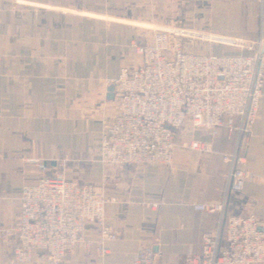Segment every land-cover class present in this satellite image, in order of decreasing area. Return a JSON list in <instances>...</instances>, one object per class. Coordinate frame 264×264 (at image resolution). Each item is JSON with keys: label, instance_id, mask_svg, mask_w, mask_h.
Here are the masks:
<instances>
[{"label": "crops", "instance_id": "1", "mask_svg": "<svg viewBox=\"0 0 264 264\" xmlns=\"http://www.w3.org/2000/svg\"><path fill=\"white\" fill-rule=\"evenodd\" d=\"M263 22L264 0H0V230L13 225L22 185L55 175L63 151L67 179L103 186L117 200L106 206L118 233L107 244L110 257L77 247L67 264H124L142 246H152L162 264H183L199 253L217 215L191 204L224 197L221 154L232 149V136L211 137V158L189 154L179 142L169 166L102 163L101 129L115 113L106 81L139 63L131 44L149 43L156 26L176 23L219 39L212 51L236 55L248 53ZM261 91L245 148L252 177L240 193L227 194L226 216L264 218V82ZM194 136L209 138L199 130ZM95 232L87 223V237ZM12 247L0 234V264H12Z\"/></svg>", "mask_w": 264, "mask_h": 264}, {"label": "built area", "instance_id": "2", "mask_svg": "<svg viewBox=\"0 0 264 264\" xmlns=\"http://www.w3.org/2000/svg\"><path fill=\"white\" fill-rule=\"evenodd\" d=\"M218 41L164 25L153 28L149 43L133 42L139 63L120 68L106 81L115 113L102 126L99 157L116 169L169 166L179 130L186 125V151L211 158V137L226 131L233 145L221 154L224 197L191 204L196 211L217 215V223L202 233L200 252L190 253L183 264H264V218L225 215L227 194L240 193L252 177L245 167V148L263 100L264 22L247 54H214L212 44ZM196 130L209 138H196ZM64 160L60 151L56 161L61 168L55 175L21 187L13 225L0 230L2 238L12 242V264H67V255L77 247L110 257L107 244L118 233L106 218V206L117 200L106 195L103 186L67 179ZM87 223L95 225L94 237H87ZM157 256L152 246H142L124 264H162Z\"/></svg>", "mask_w": 264, "mask_h": 264}, {"label": "rangeland", "instance_id": "3", "mask_svg": "<svg viewBox=\"0 0 264 264\" xmlns=\"http://www.w3.org/2000/svg\"><path fill=\"white\" fill-rule=\"evenodd\" d=\"M170 26H172V27H176V26H179V25H177L176 23H173V24H171ZM223 49H219V48H214V51H213V53L214 54H217V55H222L223 54V51H222ZM184 130H189V127L188 126H183L180 130H179V133H178V137H177V142H183V141H185L186 140V137H185V133L183 132Z\"/></svg>", "mask_w": 264, "mask_h": 264}, {"label": "water", "instance_id": "4", "mask_svg": "<svg viewBox=\"0 0 264 264\" xmlns=\"http://www.w3.org/2000/svg\"><path fill=\"white\" fill-rule=\"evenodd\" d=\"M109 92H110V89H109ZM109 96L112 97V93L111 92H110Z\"/></svg>", "mask_w": 264, "mask_h": 264}]
</instances>
